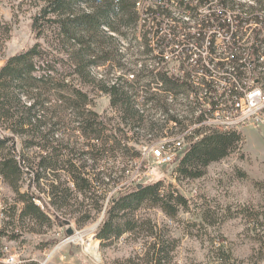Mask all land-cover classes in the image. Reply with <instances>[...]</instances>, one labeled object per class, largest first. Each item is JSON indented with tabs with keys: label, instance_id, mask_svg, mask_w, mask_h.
Returning <instances> with one entry per match:
<instances>
[{
	"label": "trees",
	"instance_id": "trees-1",
	"mask_svg": "<svg viewBox=\"0 0 264 264\" xmlns=\"http://www.w3.org/2000/svg\"><path fill=\"white\" fill-rule=\"evenodd\" d=\"M251 1L248 4L240 0H198L196 7L184 9V6L174 0H42L38 12L32 18L33 31L39 36L47 23H53L57 29V37L62 40V47L71 44L69 51L64 49L71 61L66 66L69 77L56 82L49 74H33L35 57L42 56L45 51L39 48V44L12 55L0 67V123L10 133L0 137V175L15 193V203L3 209L6 216L0 227V264H5L2 260L6 255L1 239H17V224L27 222L51 225L49 204L45 203L46 209H42L35 202L36 199H42L38 193L29 189L21 190L19 182L23 175H31L32 183L39 187L41 179H45L50 171H66V181L71 182V186H65L62 180H54L49 184L47 194L50 195V204L56 209H62L70 199L76 200L78 195L88 198L96 193L97 202L94 207L97 211L102 210V200L108 191L104 186L109 185L112 180L100 170L90 174L86 170L87 164H77L76 160L80 157H77L75 148H69L67 143L64 145L61 139H56L57 146H50V134L54 133L50 127L45 131L47 121L39 114L40 111L47 110L48 101L45 97L40 98V86H44L47 91L52 90L56 98L62 100V104L56 105L52 110L53 115L62 106L74 115L75 126L72 130L78 131L85 140L81 146L87 149L80 148L85 161L95 155L104 158L116 151L124 150L127 153L129 149L135 148L134 144L155 146L166 136L181 138L187 123L195 119L190 93L198 95L200 88L190 82L188 76L180 77L165 71V37L159 35L162 23L157 18H152L151 28L154 30H149V10L150 13H162L163 20L175 24L169 28L174 33L172 41L177 39L178 31H192V28L198 26L200 17L204 16L201 11L209 13L210 2L211 6L220 7L224 15L235 16L234 25L216 18L213 23L207 22L206 27L234 28V33L243 39L247 35V29H250L248 24L256 22L258 26L248 36L251 40L249 48L239 52H221L217 57L220 68L226 63L233 65L236 76L240 78L244 72L236 65L243 52H247L246 55L253 61L252 73L264 87V34L261 32V28H264V0ZM140 19L144 23L142 30H139L138 47L142 49L141 55L150 54L149 57L140 59L138 67L121 70L122 74L113 75L110 79L97 78L91 69L110 60L111 53L118 50L119 38L127 39L129 30H134L140 24ZM184 38L190 39L188 34ZM214 42L213 38L211 52H214ZM54 56L57 62L66 64L64 54L57 52ZM204 71L210 73L207 68ZM86 87L107 96L108 109L115 113V117L93 110L92 99ZM31 90H36L34 96L30 94ZM170 123H176L177 127ZM17 137L21 139L22 148L37 149L39 153L36 162L29 164V157L22 153L23 150L17 152ZM129 141L133 143L132 146L128 145ZM240 141L241 135L235 130H213L206 133L187 146L174 169L175 178L180 181L201 177L210 163L236 151ZM139 152L136 154L137 158L140 157L141 151ZM112 184L117 185V182L113 181ZM141 184L140 188L134 186L129 192H118L108 200L105 218L97 229L96 237L103 245L106 240L127 232L145 235L152 241L148 243L140 260L145 264H168L170 243L152 219H139L134 213L145 205L157 207L167 216L175 217L180 209L187 210V199L173 185H166L162 178ZM17 203L21 206H17ZM237 211L252 215V211L246 206H239ZM210 215L208 210L202 216L204 220L212 222ZM224 215L229 217L230 214ZM261 215L264 219V213ZM88 218L89 215L86 214L78 223L83 224ZM215 257L216 264H237L221 248L215 252Z\"/></svg>",
	"mask_w": 264,
	"mask_h": 264
},
{
	"label": "rangeland",
	"instance_id": "rangeland-1",
	"mask_svg": "<svg viewBox=\"0 0 264 264\" xmlns=\"http://www.w3.org/2000/svg\"><path fill=\"white\" fill-rule=\"evenodd\" d=\"M240 1L252 3L251 0ZM41 4L42 0H0V67L12 55L39 44V48L45 51L42 56L35 57L33 74H49L57 82L69 77L66 66L67 63L71 64V61L67 58L66 50L69 51L72 46L66 44L62 47V40L57 37V29L53 23H47L39 36L33 31L32 18ZM139 23L134 30H129L127 39L119 38L118 50L111 53L109 61L91 69L97 78L110 79L113 75L122 74L121 70L136 67L139 60L145 56L149 57L150 54L141 55L142 49L138 47L139 30H142L144 21L140 19ZM57 52L64 54L66 64L54 59ZM49 87L51 88V85ZM86 89L89 90L93 110L104 112L108 117H115V113L108 109L106 95L91 87ZM39 91L42 92L40 98L45 97L48 100L47 110L40 111L39 114L47 121L45 131L50 129L54 133L50 134V146H57L56 139H61L64 145L67 143L69 148H75L77 157H80L76 160L77 164H87L86 170L90 174L100 170L112 180L109 185L104 186L108 191L102 200V210L97 211L94 207L97 202L96 193L88 198L78 195L76 200L70 199L62 209H56L50 204V195L47 194L49 184L54 180H62L65 186H71V182L66 181V171H50L45 175V179H41L39 187L32 183L31 175H23L19 182L21 190L29 189L38 193L42 199H36L35 202L42 209H46L45 203L49 204L47 206L51 212V225L27 222L23 225L17 224V239H1L6 254L3 258L5 264H9L11 256L15 257L19 264H145L140 257L152 241L149 237L127 232L106 240L101 245L96 232L105 218L109 199L118 192H129L136 187V182L150 183L160 178L166 185H173V188L187 199V210L180 209L175 217H170L157 207L144 205L135 211L134 215L139 219H152L164 234V238L170 243L168 264H216L215 252L218 248L227 252L231 261L237 264H264V219L261 215L264 213V112L255 124L235 130L241 135L236 151L210 163L201 177L179 181L175 178L174 169L188 147L179 151L174 162L164 161L148 152L145 156L140 154L137 158L141 145L135 144V148L129 149L127 153L124 150L116 151L100 158L93 152L94 159L89 157L85 161L86 158L80 151V148L87 149L81 146L85 140L78 131L72 130L75 126L74 115L69 113L70 110L63 109V106L53 115L52 110L56 105L62 104V100H58L52 90H45L44 86H40ZM35 92L36 90H31L30 94L34 96ZM4 134L10 133L0 123V137ZM132 144L129 141L128 145ZM15 146L17 152L23 150L22 153L29 157V164L37 161V149L22 148L19 137ZM168 155L170 154L165 156ZM113 181L117 182V185H113ZM14 203L15 193L0 175V227L6 216L3 209ZM241 205L251 210L252 215L237 211ZM17 206L21 204L17 203ZM208 210L212 222L204 220L202 216L203 212ZM225 213H229V217H225ZM86 214L89 215L88 220L79 224L78 220ZM193 222L195 224H192ZM68 228L73 230L72 235L66 234ZM95 243L97 257L91 255L87 249Z\"/></svg>",
	"mask_w": 264,
	"mask_h": 264
},
{
	"label": "built area",
	"instance_id": "built-area-1",
	"mask_svg": "<svg viewBox=\"0 0 264 264\" xmlns=\"http://www.w3.org/2000/svg\"><path fill=\"white\" fill-rule=\"evenodd\" d=\"M174 1L184 6V9L196 7L198 4V0ZM234 17L224 15L220 7L211 6L210 2L209 13L200 17L198 26L192 28V31H178L177 39L172 41L174 33L169 28L175 24L163 20L162 13H150L149 10V30H154L151 28L152 18H157L162 23L159 35L165 37L163 46L165 71L167 74L174 73L180 77L188 76V80L200 88V92L198 95L190 93L192 107L195 108V119L187 123L181 140H172V136H166L158 141V146L151 144L141 146L142 155L145 156L148 152L161 157L164 161L173 162L179 151L185 150L186 146L195 143L208 132L236 130L259 121L264 112V87L252 73V59L246 55L247 52H243L236 65L244 72L239 78L233 65L226 63L220 68L218 65L220 60L217 57L221 52H239L241 49L249 48L251 40L248 36L258 24L256 22L248 24L250 29H247V35L243 39L234 33V28L205 25L207 22L213 23L216 18L234 25ZM261 32L264 34V28H261ZM186 34L189 35V40L184 38ZM213 38L214 52H211L210 44ZM246 40L248 42H245ZM224 61L227 62V59ZM204 68L209 69L210 73H206ZM170 124L177 127L176 123ZM166 154L170 155L165 156ZM9 264H19V261L11 256Z\"/></svg>",
	"mask_w": 264,
	"mask_h": 264
},
{
	"label": "bare ground",
	"instance_id": "bare-ground-1",
	"mask_svg": "<svg viewBox=\"0 0 264 264\" xmlns=\"http://www.w3.org/2000/svg\"><path fill=\"white\" fill-rule=\"evenodd\" d=\"M201 10V9H200ZM198 11V10H197ZM202 12V11H201ZM202 14L204 15L205 14V12L203 13L202 12ZM226 15H229V14H226ZM172 140H181V138L179 137V138H176V139H173L172 138ZM157 144V143H156ZM190 145V144H189ZM188 145V146H189ZM155 146H158V144L157 145H155ZM187 147V146H186ZM176 160V158L174 159V161ZM173 161V162H174ZM81 235V234H80ZM97 244L95 243V245L94 246H92V247H89V248H87L88 249V252L91 254V255H93V256H95V257H97V255H98V252H97V246H96Z\"/></svg>",
	"mask_w": 264,
	"mask_h": 264
},
{
	"label": "water",
	"instance_id": "water-1",
	"mask_svg": "<svg viewBox=\"0 0 264 264\" xmlns=\"http://www.w3.org/2000/svg\"><path fill=\"white\" fill-rule=\"evenodd\" d=\"M142 186V184H137L136 187L140 188ZM65 224H68V222H64ZM66 234L67 235H72L73 234V230L71 228L66 229Z\"/></svg>",
	"mask_w": 264,
	"mask_h": 264
}]
</instances>
